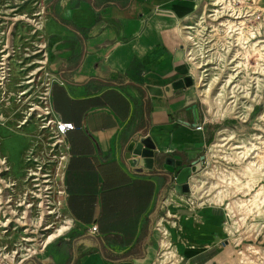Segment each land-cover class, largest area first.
Instances as JSON below:
<instances>
[{
  "label": "crops",
  "instance_id": "crops-1",
  "mask_svg": "<svg viewBox=\"0 0 264 264\" xmlns=\"http://www.w3.org/2000/svg\"><path fill=\"white\" fill-rule=\"evenodd\" d=\"M199 2H49L52 106L75 125L66 136L65 206L74 227L73 237L57 238L23 264H157L155 225L176 174L157 163L135 171L127 154L141 137H151L162 160L182 162L176 173L203 154L204 167L209 164L207 149L221 128L208 123L195 81L178 84L190 75L181 24ZM239 124L228 122L247 134L249 125ZM217 206L197 199L191 213L165 214L180 225L186 257L201 259L224 240L229 219Z\"/></svg>",
  "mask_w": 264,
  "mask_h": 264
},
{
  "label": "bare ground",
  "instance_id": "bare-ground-1",
  "mask_svg": "<svg viewBox=\"0 0 264 264\" xmlns=\"http://www.w3.org/2000/svg\"><path fill=\"white\" fill-rule=\"evenodd\" d=\"M234 1L238 0H212V4H210L211 7L217 8V15L214 19L218 21L219 24H217V26L220 28V31H223L226 36L225 39L231 41V39L235 38L236 41L234 42L238 44L236 46H240L238 55L229 63V65H232L234 62H238L239 66L236 68L229 67L230 70L228 72L233 71V73L228 75L227 80L221 87L217 86L215 92L212 91L213 86L218 82L216 83V81L213 80L212 83H207L206 77L208 76L204 77L206 74L204 71H209L205 69L208 63L206 66H203L198 59V55L200 54L199 51L203 46L201 44L203 43L197 42L195 34L192 31L183 30V27L186 28L185 24L188 21L195 20L197 16L202 14L194 11L193 15L186 19L187 22L181 24V28L189 43L187 50L189 52V60L193 66L192 72L197 77L199 93L202 99L208 104L212 116L214 118H220L226 115H233L247 119L250 114L248 111H253L256 104L247 105L248 111L241 115L242 109L240 110V104L242 102L239 101L241 97L237 100L238 96L232 87L233 83L236 81V77H238L234 72L239 70L241 65H249L250 46H253V50H256L257 53L260 54L259 63L263 62L264 64V44H262L261 41L256 44L255 42L249 43L250 45L246 43L249 36L255 37L258 35L260 28L255 32L248 31L249 36H245V29L247 27L246 20L248 19H244L251 14L243 16L237 15L239 11H237L233 3ZM220 13V17L225 18V20L218 18ZM5 61L7 62L6 56ZM5 67L7 68V66ZM258 88L260 89L261 87L259 86ZM227 95L228 98H226ZM258 96L259 95L254 99L251 97V102L260 100L261 98H257ZM28 121L30 120L28 119L25 123H22V125H26ZM263 121L264 112H260L256 118L255 131H252L253 133L250 132L246 139L239 138L232 144H230V142L236 138V132L230 128L220 129L216 140L209 149L208 156L210 160L208 166L204 168L201 173L192 175L190 179L191 192L200 199V204L204 205L205 203H209L212 205L225 206V210L233 220L232 224L229 222L225 223L224 232L229 235L234 236L239 233L242 224L246 221L245 212L256 213L261 211L264 214V182L259 183L261 180L264 181V123H261ZM5 148L7 149V145L0 141V175L11 170L7 164L8 160L7 154L4 152V150H6ZM230 162L235 163V166L229 165ZM258 183L259 186L255 189V185ZM203 198L204 200H202ZM163 201L168 206L169 215L175 214V209L177 208H180L181 211L182 209L186 211L190 210V208L186 206V198L177 195L174 190H170L168 196L164 198ZM185 210L183 212H186ZM64 215V219L58 226H49L45 229V231L48 230L47 234L43 236L40 235V237H43L41 239L43 241L41 247L44 246L42 252L45 251L49 244L54 242L57 238L67 234L74 227L72 218L69 217L66 212H64ZM175 225V221H170L165 217H159L156 221L155 236L160 250L159 256L156 257L157 264H182L185 260L184 255L179 252L178 244H176V242L180 241V237L177 238L175 242L173 240L172 229L175 228ZM262 227V223L249 226V231H253L249 236L257 238L263 230ZM3 228H6V226H3ZM39 232H42V230L33 231V233ZM26 233L29 234L31 231L28 229ZM243 238L244 237H237L234 241L235 243L237 242L235 245L240 244ZM27 241L34 240L27 239ZM244 246L245 250L235 248L237 253H235L233 249H229L228 251L221 250L213 259L217 261V264H224L227 260L229 262L232 261V263L236 262V264H264V262L261 261V257L264 256V247L254 246L248 243H245ZM1 251L0 249V254ZM249 251H253L255 255L250 254ZM0 257L5 258L4 253H2ZM212 262L210 264H212Z\"/></svg>",
  "mask_w": 264,
  "mask_h": 264
},
{
  "label": "rangeland",
  "instance_id": "rangeland-1",
  "mask_svg": "<svg viewBox=\"0 0 264 264\" xmlns=\"http://www.w3.org/2000/svg\"><path fill=\"white\" fill-rule=\"evenodd\" d=\"M50 1L51 0H38V3H37L36 0H26V1L25 0H11V5H8L9 3H7V0H0V50L3 49L5 46H6V49L9 48V53H10L9 58L11 56L12 48H14L17 52L15 54V57L12 58V61H11L12 72H11L10 81L8 82V84L6 83V86H5V94H3L4 90L0 89V141L7 145V149L5 148L6 150H4V152L7 154L8 167L9 165L11 166V168L9 167L11 170L9 172L3 173L2 175H14L15 177L24 175L25 153L31 145V137L33 136L35 137V135L37 134V125L39 124V121L36 119L35 115H32L31 117H29L28 119L30 121H28L26 125H23L22 128H18V123L25 118V114L28 112L29 108L31 107L30 103L32 104V102H34L37 94L40 91L44 90V86H45L44 84L45 82H47V79H48L47 74H49L48 73L49 67L47 66L46 69L39 71L37 67L38 64L29 66V63H31V61L39 60L40 57L39 56L35 57L33 55H31V57H26L24 56V53L31 54L30 52L37 49L38 45L46 44V46H48L47 44L48 36L46 34V27H47V20L49 18V11H51V8L48 7V4ZM238 1L240 3H238ZM238 1H234L233 3L235 4L237 11H239L237 15L243 16L244 14L242 13L248 10L247 8L253 3L249 1L243 3L244 0H238ZM254 1H255V4L252 5L254 9L264 11V0H254ZM210 3L212 4V0H200V2L198 3L195 9V12H199L202 15L197 16V19L195 18V20H193V22L191 23L192 25L190 26H195L196 28L195 32L193 33L195 34V38L197 39V42L199 41L200 43H203L201 44L203 46L201 50L199 51L200 54L198 55L199 57L198 59H199V62L203 66H206V63H208L205 69L210 70V71H206V70L204 71L206 73L204 77L208 76L206 77L207 79L206 81L209 84L212 83L213 80H215L216 83L218 82L216 85L213 86L212 91L215 92L217 86L221 87L225 83V82L222 83L220 79L225 80L226 79L224 78L225 76L228 77L230 73H233V72H228V67L230 66H228L227 64L228 63L227 59H226V62L223 64L219 60V57L224 59L225 57H227V54L229 53V52L226 53L225 51H222V48L226 47L223 45L225 44L230 45L231 43L235 44L236 42L234 41H236V39L235 38L231 39V41H229V39H225L226 36L224 35L223 31H220V28H218L217 26V24H219L217 20H213L214 22L212 25L209 23L211 22V18L208 16L207 10L210 7L209 6ZM207 5H208V8H205ZM42 6H45V7L47 6V8L45 9V13L42 15L41 19L39 17H34L33 13L39 12ZM17 7L19 9H15L13 12L10 10V9H14ZM7 12L10 13V15H8ZM218 16L220 17L221 13ZM21 17H23L24 19H21ZM28 18H30L32 21H27ZM220 18L221 20H225V18H222V17ZM248 20H246V24ZM260 21L254 20L252 23H250V24L257 25V26H252V28L251 27L249 28L250 25L248 24L245 29V33L248 31L255 32L257 29L263 26L264 24L259 23ZM36 29H37V32L33 33L34 30ZM28 48L29 50H27ZM230 48H233V47H230ZM239 49H240V46H237L233 48V50L231 51V52H235L234 53L235 58H236V55H238ZM249 49H250L249 52L252 55V59L250 60V63L248 66L241 65L240 69L238 70V73L240 74H237V76L239 77L238 79L241 80L243 83L248 82L252 77H254L253 73L255 72L253 71H258L260 68V65H259L260 63L258 61L260 58V54L257 53L256 50H253L254 48L252 49L249 48ZM47 50H49V47H47ZM6 51H4V53H7ZM220 53L221 54L223 53V56ZM2 55H3V52H0V58ZM5 56L7 57V54H5ZM18 61H23V62L20 63ZM235 65H233L235 66V68L238 67L239 66L238 62L235 63ZM29 78H31L30 80L33 79L34 81L32 83H25V81H28ZM21 91L22 92L28 91V92L26 95L20 96ZM234 92H236L235 88H234ZM260 95H261V99L258 100L257 102L255 101L251 102L250 100L249 103L248 102L244 103V104L248 103L247 105L256 104V106L254 107L255 110L251 112H249L250 110L248 111V113L250 114L248 115V120L245 125H249V129H248L249 132L245 135H239L233 128L228 126V122H231L237 125L238 128H242L241 124L239 123H244L243 122L244 118L240 116H233V115H226L224 117L214 118L209 111L208 104L202 99L201 95L199 97L201 101L204 103L203 105L205 107V110L207 111L206 115H207L208 123L210 125H212L213 127L215 126L217 129L218 128H221V129L230 128L236 132V138H234L233 141L230 142V144H232L235 141H237V139L239 138L246 139L249 136L250 132L255 131L254 127H255L256 118L260 112H264V92H263V95L262 94ZM260 95L258 96L259 98H260ZM226 98H228V95ZM239 99L240 97L238 96L237 100ZM239 101L243 102L241 99ZM257 103H260V104H258L257 106ZM244 104L241 103L240 105L244 106ZM247 110H248V107H247ZM261 123H264V121ZM209 149H210V146H209ZM209 149H207V156L209 153ZM207 166L208 164L204 168H206ZM2 175L0 176V178L4 179L5 177H3ZM263 182L264 181L261 180L259 183H263ZM259 183L255 185V189L258 188ZM174 184L171 185L169 190L170 189L174 190L177 194L178 192L174 189V186H175ZM197 199L198 198L190 190L189 193H186V206L191 208L192 206L191 200L195 202V200ZM202 200H204V198ZM200 202L201 201L199 199V203ZM217 208L221 212L224 211V213H227V211L225 210V206H217ZM184 210L185 209H182V211ZM176 212H181V211L178 210ZM187 212L191 213L190 211H186V213ZM165 214L168 215V206L166 204H164L163 211L160 212L157 218L165 217L168 220L175 219L173 217H167ZM244 214L246 216V221L244 224H242L240 228L241 230L239 231V233L233 236V235L227 234L226 232L222 230L221 239H227L229 240V243L226 244V242L225 243L220 242V243H215L211 245L209 250H207V252L204 254V256L201 259H195V257H191V255L186 257L188 255L189 250L186 248V246L183 243L180 244V241L176 242V244H178V247H179V252L185 257V260L182 264H210L212 261H213L212 264H217V261H214L213 258L215 255H218L221 250L228 251L229 249H233L235 253H237L235 249V244L237 242L236 243L234 242L235 239L237 237L238 238L247 237L248 240L254 239L253 236H249L253 232V231H249L250 229L249 226H252V224H256V223L264 224L263 212L261 211L256 212V213L255 212L254 213L245 212ZM63 219H64V216L60 217L58 219L57 225L55 226H58ZM228 222L232 224L233 223L232 218ZM2 229L3 228H0V237H1L0 247H3L7 243L8 237H11V240H10L11 243L13 242L18 243L21 237L23 236L22 229L13 230L10 228L8 233L6 234L3 232ZM179 229H180L179 223L175 225L174 229H172V236H173L174 242L177 238H179V236L176 234L177 231L180 232ZM37 230H41V229L33 227L29 231L33 232ZM71 231H73V229ZM71 231L67 233L68 235L66 234L65 238L68 239L70 237H73ZM40 233L41 232H39L38 234ZM262 234L264 236V229H263ZM31 237L34 238L35 234H32ZM248 240L244 242H248ZM254 244L256 246L264 247V239L260 237L258 238L257 242ZM243 246L244 245L241 244L239 245L238 248L239 249L243 248ZM157 247H158V244H157ZM159 252L160 250L158 247L157 256H159ZM2 253L5 254V252H1V254ZM5 258L0 257V264H7L8 261ZM18 262H19L18 260H14L11 264H18ZM233 263L232 261L229 262L227 260L226 263L224 264H233Z\"/></svg>",
  "mask_w": 264,
  "mask_h": 264
},
{
  "label": "built area",
  "instance_id": "built-area-1",
  "mask_svg": "<svg viewBox=\"0 0 264 264\" xmlns=\"http://www.w3.org/2000/svg\"><path fill=\"white\" fill-rule=\"evenodd\" d=\"M247 1L252 2V5L255 4L254 0H244L243 3ZM36 2L38 3V0H36ZM7 3H9L8 5H11V0H7ZM252 5L247 8L248 10L242 13L244 15L251 14L250 16L245 17V19L249 18L247 22V25H250L249 28H252V26H257L255 24H250L254 20H261L259 23L264 24V11L258 9L255 10ZM46 8L47 6H42L39 12L33 13V16L39 17L41 19L42 15L45 13ZM205 8H208V5ZM15 9L19 8L17 7L10 10L13 12ZM216 9L217 8L210 6L207 10V14L211 18V22H209L211 25L213 24V20H215L214 18H216L217 15ZM7 14L10 15V13L8 12ZM21 19L24 18L21 17ZM27 21L32 20L28 18ZM186 22L187 21H185V23ZM192 22L193 20L188 21L186 23L187 25L185 24L186 28L183 27V30L195 32V26H190L192 25ZM35 32H37V29L34 30L33 33ZM245 34L246 36H249L248 32H246ZM260 41L262 42V44H264V25L260 27V32L258 33V35H256L255 37L249 36L248 41L246 40V43L249 44L255 42L256 44L260 43ZM235 44L231 43L230 45H223L226 46V50L225 48H222V51L229 53L224 59L219 57V60L222 64L225 63L227 59L228 66L232 68H235L236 66L235 63L233 64L235 66L229 65V63H231L235 59V52H231L233 48L237 47V44ZM185 47L187 51V61L190 66V76L193 82L195 81V83H197V77L192 72L193 66L191 61L189 60L187 40ZM250 48H253V46H250ZM27 50H29V48ZM4 51H6L7 53H4ZM0 52H3V55L0 58V89H3V94H5V86L6 83L8 84V82L10 81L12 72L11 61L12 58L15 57V54L17 52L14 48H12L11 56L9 59V48L6 49L5 46L0 50ZM30 53L31 54L24 53V56H39L40 59L31 61V63H29V66L38 64L37 67L39 71L46 69L49 63V55L46 44L38 45L37 49ZM5 54H7V63L5 62ZM221 55L223 56V53ZM251 59L252 55L249 53V61ZM18 62L22 63L23 61ZM6 65L7 68L5 67ZM229 70L230 69L228 67V71ZM253 72L258 73H253L254 77H252L248 82L243 83L238 79L239 77H236V81L232 85V87L235 88L236 95L241 97L243 104L246 102L249 103L251 97H253L252 99H254L257 95H263L264 92L263 62H260L259 70ZM237 74H240L238 73V70H236L235 72V75ZM47 75L48 79L44 84V90L40 91L37 94L34 102H32V104L30 103L31 107L25 114V118L18 123V128H22V123H25L26 120L32 115H35L36 119L39 121V124L37 125V134L35 135V137H31V145L25 153L24 175L19 177H15L14 175H7V177H5L4 179L0 178V228L6 226V228L2 229L5 234L8 233L10 228L13 230L22 229L23 231V236L18 243H11V237L7 236V243L3 247H0V249H2L1 252H5L4 257H7V264H11L14 260H18V264H23L25 261L39 255L42 252V249H44V246L41 247V245L43 244V241L41 239L43 237H40L39 235H45L48 231H45V229H47L49 226L57 225L58 219L62 216H65L64 212L66 200L68 197L66 186V169L69 158V146L66 140V136L68 132L75 129V125L72 122L62 120L60 115L54 111L52 106L51 93L52 79L49 74ZM224 78L226 79H220L222 83H224L228 77L225 76ZM30 79L31 78H29L28 81H25V83H32L34 81L33 79ZM259 86H261V89L258 88ZM27 92L28 91H21L20 96L26 95ZM247 104H244V106L240 105V109H242L241 115H243L242 113H246L248 111ZM247 120L248 118L243 119V122H247ZM203 128V123L197 126V129L202 130ZM229 165L235 166V163L230 162ZM9 167L11 168L10 165ZM195 204L196 200L195 202L191 200V205L195 206ZM199 205L202 204L199 203ZM226 215L228 219L231 220L230 215L228 213H226ZM262 225V229H264V224ZM33 227L40 228L42 232L38 234L31 231V233L27 234V230H31ZM92 230L96 231L97 227H92ZM262 233L263 230L257 236V238L254 239L248 240L247 237H244L240 244L235 245V248L239 249V245H244L245 243L256 246L254 243L257 242ZM32 234H35L34 238L31 237ZM27 239H33L34 241H27ZM246 240H248V242H244ZM222 242H226V244H228L229 240L224 239ZM239 250H245V246H243V248H240ZM249 253L255 255L253 251H249ZM261 261L264 262V256L261 257ZM233 264H236V262H234Z\"/></svg>",
  "mask_w": 264,
  "mask_h": 264
},
{
  "label": "water",
  "instance_id": "water-1",
  "mask_svg": "<svg viewBox=\"0 0 264 264\" xmlns=\"http://www.w3.org/2000/svg\"><path fill=\"white\" fill-rule=\"evenodd\" d=\"M179 85H192L193 80L190 75L186 76L183 80L179 81ZM177 86V84H176ZM156 145L153 143L151 137H141L133 148L127 154L130 166L135 170L142 172L144 167L152 168L155 163L162 164L163 168L174 176L175 189L179 193H189L191 190L189 180L192 175H197L202 172L206 155L203 154L199 159L192 161L189 165L182 167L176 173V165H181L182 162L175 164L172 161L162 158L156 153ZM142 156V159H138ZM141 166V167H140Z\"/></svg>",
  "mask_w": 264,
  "mask_h": 264
},
{
  "label": "flooded vegetation",
  "instance_id": "flooded-vegetation-1",
  "mask_svg": "<svg viewBox=\"0 0 264 264\" xmlns=\"http://www.w3.org/2000/svg\"><path fill=\"white\" fill-rule=\"evenodd\" d=\"M1 176V175H0ZM3 177H7V175H2Z\"/></svg>",
  "mask_w": 264,
  "mask_h": 264
}]
</instances>
